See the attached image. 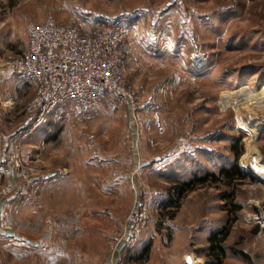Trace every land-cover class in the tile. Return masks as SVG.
Here are the masks:
<instances>
[{"label": "rangeland", "instance_id": "obj_1", "mask_svg": "<svg viewBox=\"0 0 264 264\" xmlns=\"http://www.w3.org/2000/svg\"><path fill=\"white\" fill-rule=\"evenodd\" d=\"M116 20L130 50L125 95L86 118L69 104L38 135H13L0 264H178L182 252L214 264L203 251L221 230L222 264H249L244 254L264 252L249 221L264 174L244 172L264 165V0H0V65L36 24ZM11 126L0 133L25 124ZM236 163V187L177 196Z\"/></svg>", "mask_w": 264, "mask_h": 264}, {"label": "built area", "instance_id": "obj_2", "mask_svg": "<svg viewBox=\"0 0 264 264\" xmlns=\"http://www.w3.org/2000/svg\"><path fill=\"white\" fill-rule=\"evenodd\" d=\"M129 55L122 21L34 25L26 49L6 64L7 70L35 94L27 109L31 124L22 138L45 126L67 103L86 118L91 109L111 105L125 95L124 68ZM8 102L14 105L12 99ZM19 157L16 153L10 163L0 162V185L11 163L19 167ZM255 208L249 221L257 228L256 240L260 241L264 239V207ZM184 264L205 263L188 255Z\"/></svg>", "mask_w": 264, "mask_h": 264}, {"label": "crops", "instance_id": "obj_3", "mask_svg": "<svg viewBox=\"0 0 264 264\" xmlns=\"http://www.w3.org/2000/svg\"><path fill=\"white\" fill-rule=\"evenodd\" d=\"M34 98V92L32 90H27V84L19 79H17L12 73L8 70H5L2 65H0V130L5 131L11 129V125H16L17 123L25 124V126L19 127L18 134H11L10 138H7V135L0 133V161H7L9 155L11 153L10 146H12L13 135H18L22 132L21 130H26L31 124V117L27 114V105ZM12 99L14 105H11L8 100ZM23 101V102H22ZM22 102V104H20ZM20 104V105H19ZM22 105V107H21ZM66 107L62 106L59 110L62 112ZM23 113V116L21 114ZM55 113L49 118V122L54 117ZM46 124V125H47ZM39 130H45V126L41 127ZM35 134H39L38 130ZM35 136V135H34ZM10 139V140H8ZM32 140H29L27 143L29 146ZM9 148V149H8ZM264 241V240H263ZM188 254L186 252H182L179 255L178 264H184V256ZM191 255V254H190ZM248 255V254H246ZM194 256H196L194 254ZM249 256V255H248ZM201 260L202 255L196 256ZM252 258L256 261H252ZM204 261V260H203ZM249 264H264V252L262 256L256 255V257L249 256V260H246ZM205 263V262H204Z\"/></svg>", "mask_w": 264, "mask_h": 264}, {"label": "trees", "instance_id": "obj_4", "mask_svg": "<svg viewBox=\"0 0 264 264\" xmlns=\"http://www.w3.org/2000/svg\"><path fill=\"white\" fill-rule=\"evenodd\" d=\"M71 103H67L66 106H68ZM51 126V121L49 124L45 125V130H47ZM232 151L236 154V158L238 159L241 156L240 149H237V146H233ZM245 178V175L240 170L238 164L236 163L230 168L223 167L218 172H210L207 173L204 176L200 177H194L193 179L181 183V185H178L175 189L176 194L178 197L183 196L184 194L191 193L195 191L198 187H206L209 184H220V185H227L229 186H237V183L239 181H242ZM233 196H227L228 198L233 199ZM225 199V198H224ZM226 200V199H225ZM235 212L239 211L241 209L240 206H235ZM257 228L254 230L255 234H257ZM228 233L225 232V230H221L216 232L212 235V237L209 239V245L210 248L206 251H203L206 257H209L210 259L214 260V264H222V260L224 258V248L223 245L227 241ZM206 252V253H205ZM244 258L246 260H249V256L244 254ZM205 264H212L208 261L205 262Z\"/></svg>", "mask_w": 264, "mask_h": 264}, {"label": "bare ground", "instance_id": "obj_5", "mask_svg": "<svg viewBox=\"0 0 264 264\" xmlns=\"http://www.w3.org/2000/svg\"><path fill=\"white\" fill-rule=\"evenodd\" d=\"M247 170L251 173V174H254L255 176H258V175H263L264 174V165H261V164H256V165H253V166H249L247 167Z\"/></svg>", "mask_w": 264, "mask_h": 264}, {"label": "water", "instance_id": "obj_6", "mask_svg": "<svg viewBox=\"0 0 264 264\" xmlns=\"http://www.w3.org/2000/svg\"><path fill=\"white\" fill-rule=\"evenodd\" d=\"M246 174H248V175H251V173L250 172H248V171H244Z\"/></svg>", "mask_w": 264, "mask_h": 264}]
</instances>
